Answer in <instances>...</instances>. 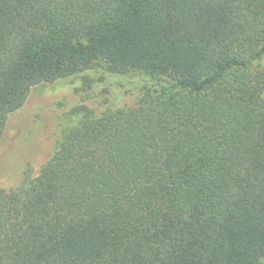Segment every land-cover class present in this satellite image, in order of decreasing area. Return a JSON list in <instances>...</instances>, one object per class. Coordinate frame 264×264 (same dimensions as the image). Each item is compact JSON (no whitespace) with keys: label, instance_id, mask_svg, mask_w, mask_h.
<instances>
[{"label":"trees","instance_id":"1","mask_svg":"<svg viewBox=\"0 0 264 264\" xmlns=\"http://www.w3.org/2000/svg\"><path fill=\"white\" fill-rule=\"evenodd\" d=\"M97 61L157 88L0 190V264H264V0H0V138Z\"/></svg>","mask_w":264,"mask_h":264},{"label":"rangeland","instance_id":"2","mask_svg":"<svg viewBox=\"0 0 264 264\" xmlns=\"http://www.w3.org/2000/svg\"><path fill=\"white\" fill-rule=\"evenodd\" d=\"M155 79L116 73L97 61L71 77L33 87L23 106L7 117L0 138V190L35 178L63 138L88 118L134 106Z\"/></svg>","mask_w":264,"mask_h":264}]
</instances>
